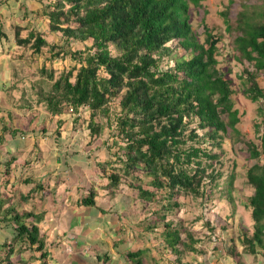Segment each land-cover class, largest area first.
<instances>
[{"label": "trees", "instance_id": "obj_1", "mask_svg": "<svg viewBox=\"0 0 264 264\" xmlns=\"http://www.w3.org/2000/svg\"><path fill=\"white\" fill-rule=\"evenodd\" d=\"M35 1L42 6H39L40 11H35L36 14L47 17L49 31L61 36L62 45L52 56L63 54L74 61L69 69L62 71L50 83L49 89L42 83L38 86V104L43 103L53 118L62 113L64 105L74 113L84 106L89 108L86 120L88 145L82 146V150L75 147L66 149L43 169L50 171L51 168L49 175L69 167L77 172L76 176L73 174L75 178L71 175V181L79 207H95L97 191L105 190L111 195L120 185H125L136 191L134 198L142 201L143 206L160 201V207L166 211L182 206L180 195L204 198L218 193L220 197H229L237 189L234 181L236 175H240L239 184L253 189L244 201L253 219L252 235L242 232L240 239L250 254H255L259 248L264 260V164L254 163L243 172L241 168L244 166L238 167L234 162L230 169L224 168L226 160L222 158L221 144L228 136V130L238 134L236 124L239 116L234 107L230 68L220 66L223 59L220 48L225 46L219 44L221 34L202 20L204 35L200 39L191 23L190 6L199 7L203 0ZM229 1L231 4L232 0ZM21 6L27 15L33 12L28 11L24 3ZM257 14L262 20L251 22L245 10L238 12L241 33L233 39L232 47L235 58L240 60L243 57L253 64L254 69L244 70L247 74L244 85H249L243 90L245 97L252 102L264 101V87L257 79V73L264 76V7ZM220 15L226 28L231 29L228 11H221ZM23 29V26L13 24L9 34L0 29V37L10 39L12 36L17 46H28L31 54L41 52L46 45H49V50L53 47L41 32L31 29L22 36ZM40 71L53 78L52 69L42 66ZM116 96L120 98L121 112L115 119L118 131L112 133L116 139L108 148L110 152L115 149L120 154L117 151L110 153L109 156H114L115 160L111 157L92 160L91 167L86 169L88 174L76 186L74 184L83 176L82 171L74 167L75 160L67 161L65 158L73 156L76 150L83 156L89 149L96 150L89 143L96 134L99 135L103 126L94 120V115L98 111L108 116L106 103ZM258 114L260 121L255 127L258 131L262 126L261 144L258 147L250 141L245 142L249 150V156L244 157L246 160H264V103L258 105ZM8 115L11 118L12 113L8 112ZM74 119L76 121L78 116ZM194 122L204 130L203 133L189 129ZM13 126V122L3 124L0 139L8 134L14 145L11 158L23 156L29 161L33 151H25V146L30 145L28 135L25 136L27 132ZM40 129L46 131L44 125H40ZM54 135L58 139L59 125L54 129ZM233 138L243 140L237 136ZM22 139H25L23 146ZM206 140H209V145L203 147ZM60 143L58 139L56 145ZM51 154L40 147L35 159L40 162L42 157L49 159ZM11 158L4 164L10 165ZM53 160L56 165L61 164L57 165L59 169L54 167ZM118 161L123 164L121 169L115 165ZM29 168V174L18 172L15 178L11 168L4 170L10 189L9 192L4 191L5 188L0 190V221L9 224L14 234L11 237L7 235L0 245V264H16L22 260L12 254L16 249L20 253L27 245L39 251L41 258L48 254L37 226L43 212L34 213L16 207L20 200L26 203L38 192L48 193V177H37L38 169ZM93 168L98 171L91 170ZM135 170L141 171L144 178L137 173L134 175L132 172ZM57 177L55 175L54 180ZM146 178L148 183L143 184ZM103 180L106 182L100 183ZM51 188L54 190L55 185ZM129 207L136 209L133 202ZM100 209L104 210L103 207ZM113 218L114 222L120 219L118 214ZM154 218L147 219L146 229H151L157 220H164L165 213ZM163 226L165 246L175 253L173 264H184L181 262L183 250L194 249L187 240L195 241L192 232H187L186 239H183L179 227L169 221H163ZM84 254L89 256L87 251ZM146 254L147 248H140L128 251L126 256L134 264H145L143 258ZM106 257V251L94 254L96 264H104Z\"/></svg>", "mask_w": 264, "mask_h": 264}, {"label": "rangeland", "instance_id": "obj_2", "mask_svg": "<svg viewBox=\"0 0 264 264\" xmlns=\"http://www.w3.org/2000/svg\"><path fill=\"white\" fill-rule=\"evenodd\" d=\"M31 1L34 2L0 0L1 30L9 34L13 24L17 23L24 27L21 31L22 36L33 29L41 32L47 43L53 45L51 51L49 45H46L41 52L31 54L28 46H17L12 36L10 39L0 37V136L2 135L3 124L13 122L14 128H22L27 132L25 136L28 135L30 145L25 146V151L31 149L33 151V155L29 156V161L25 160L23 156L13 159L11 156L14 153V145L11 138L10 141L6 138L0 139V161L3 163L0 166V190L5 188L4 191L9 192L10 189L9 183H6L4 172L6 167L11 168L13 178L18 175V172L24 175L29 174L30 166L38 169L37 177H48L50 183L47 188L48 193L38 192L26 203L20 200L16 206L19 210H32L34 213L43 212V217L37 226L39 235L44 238L45 251L48 254L41 258L39 251L27 245L20 253H17V249L13 252L14 257L22 259L18 260L16 264H96L94 254L104 251L107 254V257L104 258V264H134L126 254L130 250L140 248H147V254L143 258L146 261L145 264H173L176 261L175 253L165 246L163 221H169L172 225L179 227L183 239H186L187 232H192L195 241L190 242L188 238L187 240L192 243L194 249L192 251L183 250L181 262L184 264H264L262 251L256 248V253L250 254L245 250L240 239L242 232L251 236L253 230L250 208L244 203L247 201V197L253 193V189L239 184L240 175H236L234 187L237 189L229 197L226 195L220 197L218 193L215 196L204 198L201 196L194 197L191 194L187 197L180 195L182 206L173 209V211H166L160 207V201L150 203L149 208L143 206L142 201L134 198L136 191L125 185H120L118 190L111 195L105 190L97 191V196L94 197L95 202H97L95 207H79L74 196L73 181H71V175L75 174L76 176L77 172L72 167H69V170L66 168L64 171L60 170L57 165L61 166V164L56 165L54 160L52 164L55 168L58 167L57 172L49 175L52 169L50 168V171L43 169L46 164H51L52 159L65 153L66 149L71 150L75 147L82 150V146L88 145L86 144L88 140L86 120L89 108L84 106L74 113L67 105H64L62 113L53 118L46 111L43 103L38 104V95L36 94L38 86L42 83L44 87L49 89L50 83L62 71L69 69L74 61L63 54H59L58 57L52 56L53 53L59 51V47L62 45L61 36L49 31L47 17L36 14L35 11L37 9L40 11V7H42L39 5V1ZM22 3L26 5L28 11L33 12L27 15L21 6ZM263 7L264 0H232L231 4L229 0H203L199 7L190 6L191 23L199 33L198 38L201 39L204 35V21L207 26L213 27L221 34V43L219 44H225L222 49L220 48V51H223L220 66L224 69L230 68L229 76L234 90V107L238 110L239 121L236 124L238 134L228 130V136L222 141V158L224 161L226 160L224 168L230 169L234 162L238 167L244 166L243 169L241 168V172L254 163L264 164L262 158H250L249 160L244 158L249 156L246 141L260 147L262 126L256 131L255 124L260 121L258 105L264 101L259 99L252 102L245 97L243 90L249 84L244 85V80L247 78L244 70L254 68L253 64L245 58L242 57L238 60L234 57L233 39L241 33L237 20L238 12L245 10L246 15L249 16L248 20L257 22L262 20L257 13ZM224 10L228 11L227 19L231 25L229 30L226 28L223 16L220 15V12ZM42 66L53 70L52 79L40 71ZM257 79L259 85L264 87V76L257 73ZM119 100V96H116L106 103L109 110L108 116L101 115L98 111L94 115V120L103 126L99 135L96 134L90 142L91 144L89 143V146L96 150L89 149L86 156H83L81 152L75 149L73 156L65 158L67 161L68 159L75 160L74 167L80 168L82 171L83 176L74 185L81 184V181L88 174L86 169L91 167L92 160L101 161L109 157L115 160L114 156H109L110 153L117 151L120 154L118 150L114 149L110 152V148H108L116 139L112 133L118 131L115 119L121 112ZM7 111L12 113L11 118ZM76 115L78 119L75 121ZM82 120L84 121L82 122ZM40 125H44L45 132L41 131ZM57 125L60 126L58 139L61 142L58 146L56 145L58 139L54 135V129ZM190 128L200 134L204 132L203 129L198 128L195 122L189 125ZM235 136L243 140L234 139ZM31 139L36 142H31ZM24 140H20L22 146ZM208 145L209 140L202 144L203 147H208ZM40 147L52 154L49 159L44 156L40 162H37L35 154ZM10 158L12 163L10 165L4 164ZM21 165L22 168H20ZM115 165L120 169L123 167L120 161ZM91 170L98 171L97 168ZM134 172H132L134 175L137 173L140 178L143 177L141 171L135 170ZM55 175H58L57 184L55 183L57 180H54ZM72 177L75 178L74 175ZM130 178L128 177V179ZM105 182L106 180H103L100 183ZM143 182H145L143 184H147V178ZM52 184L55 185L54 190L51 188ZM22 189L24 188L22 187ZM15 198L19 199L18 196ZM161 201L165 204L162 199ZM132 202L136 209L129 207ZM101 207L104 210H101ZM162 213H165L164 220H157L151 229L144 227L148 223L147 219L153 220L156 215ZM115 214H118L120 219L114 222L113 216ZM12 234L14 233L11 226L5 221H0V245L7 235L11 237ZM82 250L87 251V256H89L86 257Z\"/></svg>", "mask_w": 264, "mask_h": 264}, {"label": "crops", "instance_id": "obj_3", "mask_svg": "<svg viewBox=\"0 0 264 264\" xmlns=\"http://www.w3.org/2000/svg\"><path fill=\"white\" fill-rule=\"evenodd\" d=\"M8 137H9V138H8ZM4 138H6V140L10 141V138H11V137L8 136V135H5V134H4ZM7 143H8V142L6 141V144H7ZM6 155H7V153H6ZM82 251H83V250H82ZM83 252H84V251H83ZM83 252H82V253H83ZM85 252H86V251H85ZM85 252H84V253H85ZM84 255H85V254H84Z\"/></svg>", "mask_w": 264, "mask_h": 264}]
</instances>
